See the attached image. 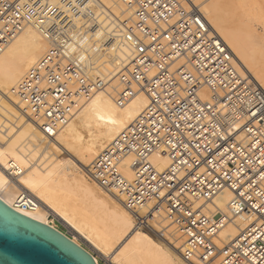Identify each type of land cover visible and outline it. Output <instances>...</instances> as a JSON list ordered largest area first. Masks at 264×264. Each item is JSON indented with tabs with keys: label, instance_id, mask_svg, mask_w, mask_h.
<instances>
[{
	"label": "built area",
	"instance_id": "built-area-1",
	"mask_svg": "<svg viewBox=\"0 0 264 264\" xmlns=\"http://www.w3.org/2000/svg\"><path fill=\"white\" fill-rule=\"evenodd\" d=\"M104 1L0 0V55L28 27L47 40L9 90L46 140L105 87L86 54L93 24L108 17L96 18L91 7ZM118 1L130 20L117 25L124 29L114 40L129 37L131 49L114 102L125 106L143 91L148 105L97 154L89 179L121 200L135 229L166 220L182 239L186 264H264V91L237 72L203 2ZM155 156L167 159L163 170ZM224 191L231 194L226 213H210ZM38 205L21 194L14 209ZM229 225L238 232L223 243L219 234Z\"/></svg>",
	"mask_w": 264,
	"mask_h": 264
},
{
	"label": "bare ground",
	"instance_id": "bare-ground-1",
	"mask_svg": "<svg viewBox=\"0 0 264 264\" xmlns=\"http://www.w3.org/2000/svg\"><path fill=\"white\" fill-rule=\"evenodd\" d=\"M227 1L229 2V0ZM114 2L117 3L116 0L104 1L105 9L109 12L101 6L91 7V10L97 14L96 18L104 13L110 22H115L110 17L111 14L118 18L124 14L121 19L126 22L127 17L130 18V13L120 6H118V11L115 8L113 10ZM223 3H225L223 0L207 2V5L202 7L205 17L210 27L232 53L237 72L242 77L252 79L264 91L263 83H259L260 76L257 77L256 72H252L253 69H250L252 61L242 51L238 40L226 32L225 29L230 27L223 26V5H225ZM104 20L106 18L98 20L93 25L94 29H99L102 32V38L99 39L101 49L97 46L99 48L97 50L103 54L104 58L108 59L106 62L109 63L108 67L104 66L105 74H102V79L106 81V84L112 82L115 76L126 68L130 59L131 40L124 36L121 43L115 45L116 49L109 50L110 42L116 41L111 38V36L114 38L115 35L105 32V23L102 25ZM80 22L79 20L74 21L75 24ZM233 30L236 29H231V31ZM37 31L34 27L26 28L0 55V98L2 100L10 102L14 100L16 105L9 90L47 50L46 38H37ZM107 31L109 32V30ZM104 47L109 48L105 49ZM97 52L92 54L93 57ZM115 81L101 89L102 91H98L73 119L77 121L79 128L86 129L87 134L90 133L87 139L81 138L83 135H80L72 120L55 139L46 140L37 127L16 106L18 111L14 112L19 114L17 116L21 118V121H25V127L21 132L18 131L19 135L16 134L17 137L15 136V139L13 137L12 142L10 140V144H6V147L0 149V201L14 212L39 224L54 228L50 225V217L60 221L94 251L107 258L110 264H186L181 260L179 253L176 252L177 248L172 246L171 242H168V245L162 243L163 247L161 243H157L150 236L151 234L135 229L134 217L124 208L121 200L113 194L98 190L95 183L91 184L87 179L88 168L83 164L92 163L93 158L97 156V150L101 151L105 144L112 141L148 105V99L144 92L138 91L125 106L118 107L114 102L118 89L117 84L114 87ZM13 108L12 110H15ZM18 121L21 123L20 120ZM7 125L9 126V124ZM57 142L69 153L72 151L78 159L77 162L84 169L71 161H61L57 160L56 156L52 157L53 147ZM54 148L56 149V147ZM37 154L40 156L37 157ZM153 162L158 165L160 170H163L168 164L167 159L161 156L153 157ZM21 194H28L35 198L39 203L38 208L33 212L14 209V204ZM230 199V192L224 191L207 206V210L212 214L215 212L226 213V206ZM161 220V218H157L148 227L159 233ZM128 232L130 235L128 241L120 247ZM237 232V228L229 225L221 231L219 238L223 243H229L237 235ZM73 238L75 239V237ZM71 241L79 246L75 241ZM93 259L97 262L95 257Z\"/></svg>",
	"mask_w": 264,
	"mask_h": 264
},
{
	"label": "rangeland",
	"instance_id": "rangeland-1",
	"mask_svg": "<svg viewBox=\"0 0 264 264\" xmlns=\"http://www.w3.org/2000/svg\"><path fill=\"white\" fill-rule=\"evenodd\" d=\"M105 1H109V0H105ZM116 1H117V3H115V2L113 3L114 5L112 6V9L114 10V8H115V10L117 9L116 11H118V6H120L122 8L123 5L118 0H116ZM209 1H211V0H198V2H203L202 6L207 5V2H209ZM223 1H225V3H223V4H225V5H223V19H224L223 26L224 27L225 26L230 27L231 29L237 30V31L233 30V31H235V32H233V31H231L230 28L225 29L228 34H232L238 40V42L241 45L242 51H244L245 54L248 56V58H250V60L252 61V63H251L252 66L250 67V69L251 70L253 69L252 72L253 71L256 72L257 77L260 76L259 77V83H263L262 85H264V0H238V1L229 0V2L228 1L226 2V0H223ZM107 6H110V5H107ZM103 9L105 11L109 12L108 10L105 9V6H103ZM123 15L121 14V16L118 18L114 14H111L110 17H112L113 21H115V22H110L109 18L106 17V20H104V22L102 23V25L105 23V29H104L105 32H107L108 34L110 33L111 35H115V34H118L121 30H123L124 27H121L120 28L121 30L117 27V25H120V22H124L121 19L123 17ZM101 17H104V15L101 14V16L98 17V19H100ZM127 20H130V18L127 17ZM117 22H119V23H117ZM111 23H113V24H111ZM79 24H82V23L80 22L76 25H79ZM107 30H109V32ZM91 32H92L91 34L94 36L92 43H96V44H91L92 48L86 54L92 56V58L89 61L93 62L91 64H94V71L96 72V74L97 75L105 74L104 66L108 67L109 63L106 62V61H108V59L104 58L103 54L99 53L100 51H98L100 48V46H99L100 40L99 39L102 38L101 37L102 32L99 29H93ZM116 32H118V33H116ZM36 37L37 38H44V36L39 31H37ZM111 38L114 40L113 36H111ZM110 43H109L110 48L109 47H104V48L105 49L109 48V50L113 51V49H116L115 45L117 44V42L113 43L111 41ZM112 44H113V46H111ZM97 46H99V48ZM97 48H98V50H97ZM94 52H97V54H96L97 57H95L96 55L93 57V55L95 54ZM99 54H102V55L99 56ZM99 68H100V70H99ZM117 75L112 80V82L116 80L114 82V87H116V84L118 85ZM250 80L252 81V79H250ZM105 82L106 81H104V86H105L104 88L108 87L112 83L110 81V82L105 84ZM252 82L254 83V81H252ZM254 84L257 85L256 83H254ZM263 88H264V86H263ZM1 101H3V102H1ZM7 101L5 99L2 100V98H0V105H1L0 107L2 108V109L0 108V114H1L0 119H2V120H0V129L3 131L2 132L0 130V134H1L0 140H2V139L5 140V141H3V140L0 141V149H3L8 144H10L12 142V140H14L19 135V134H17L18 131L21 132L22 128L25 127V121L24 120L21 121V118H19V116H17L19 114L14 112V111H18L16 108V105L14 104V100H13V102H10V101L7 102ZM12 104H14V105H12ZM10 107H12L15 110H12V108H10ZM9 110L11 111V113H13V114L15 113L16 115L14 116L13 114L9 113L10 112ZM16 116H17V118H16ZM18 120H20L21 123ZM73 122H74L73 124L76 125V127L78 128L80 135H83V136H81V138L83 137L82 139H87V137L89 136L90 133L87 134L86 129L79 128V125H78L76 120H73ZM5 124H6V126H5ZM7 124H9V126ZM9 130H12V131L9 132ZM16 134H17V136H16ZM1 137H3V138L1 139ZM13 137H14V139H12ZM10 140H11V142H10ZM106 145L107 144H105V146ZM54 147H56V149ZM54 147H53V153L55 155L52 154V157L56 156L55 158L57 160H61V161H71L75 165L82 167L84 169V167L82 165L80 166V164L77 162L78 159H76L77 157H76V155L73 154L72 151H70V153H69V151L66 150V148L64 149V147L62 148V146L60 147L58 142H57V144L54 145ZM99 151L100 150L98 149L97 153ZM97 153H96V155H97ZM40 154H37L36 156L39 157ZM94 158H93V160H94ZM93 160H92V162H93ZM81 163L83 164V162H81ZM83 165H85V167L89 168L91 163H88V164L84 163ZM87 179L91 184H94V182H92L89 179V177H87ZM94 185L96 186V184H94ZM97 189L100 190L98 187H97ZM50 225L52 227H54L57 231L61 232L65 236L69 237V239L78 243L81 248H83L85 251H87L89 254H91L93 257H95L97 260V264H110L107 258L102 256L100 253L94 251L88 244H86V242H84L82 239H79L77 237V235H74L72 232H70V230L67 227H65L60 221L50 217ZM160 225H161V231H159V233L161 232L160 234L156 233L158 231L155 232V230L150 229V228H144V229H141L139 231H143L149 235L151 234L150 236L157 243H159V244L161 243V245H162V243H163V245H166V244L168 245V242H171L172 246L174 245L177 248L176 252H178L179 254L178 253L177 254L180 256V246L182 244V239L180 238V235L178 233H176L174 228L171 227L166 220H164V219L161 220ZM73 237H75V239ZM129 237H130V235L128 232V234L125 235V238L122 240L124 242L120 244L121 245L120 247H122L124 245V243H126V241H128ZM118 247H119V245H118ZM116 264H119V263H116Z\"/></svg>",
	"mask_w": 264,
	"mask_h": 264
},
{
	"label": "water",
	"instance_id": "water-1",
	"mask_svg": "<svg viewBox=\"0 0 264 264\" xmlns=\"http://www.w3.org/2000/svg\"><path fill=\"white\" fill-rule=\"evenodd\" d=\"M0 264H97L54 228L34 222L0 201Z\"/></svg>",
	"mask_w": 264,
	"mask_h": 264
}]
</instances>
